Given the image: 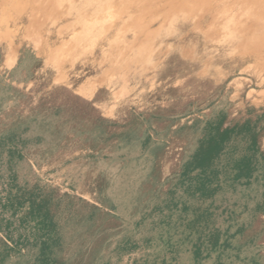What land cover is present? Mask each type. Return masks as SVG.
I'll return each mask as SVG.
<instances>
[{"label":"rangeland","instance_id":"rangeland-1","mask_svg":"<svg viewBox=\"0 0 264 264\" xmlns=\"http://www.w3.org/2000/svg\"><path fill=\"white\" fill-rule=\"evenodd\" d=\"M126 1L0 0V183L10 168L89 215L72 264H100L218 117L256 121L264 150V0ZM247 197L225 190L219 211L236 210L232 231L250 222L234 243L264 264Z\"/></svg>","mask_w":264,"mask_h":264},{"label":"trees","instance_id":"trees-1","mask_svg":"<svg viewBox=\"0 0 264 264\" xmlns=\"http://www.w3.org/2000/svg\"><path fill=\"white\" fill-rule=\"evenodd\" d=\"M255 122L246 118L231 124L218 117L209 123L207 137L183 162L173 185L144 206L130 233L104 243L100 264H174L185 253L193 264H201L213 252L212 264H232L233 258L240 264H262L257 252L243 254L234 243L250 222L232 231L236 210L219 211L224 191L239 186L248 191L249 201L240 206L250 219L264 213V150ZM232 140L236 145L229 144ZM9 170L0 183V264H72L73 250H65L79 238L89 215L71 212L70 203V209H62L53 190L17 183Z\"/></svg>","mask_w":264,"mask_h":264},{"label":"bare ground","instance_id":"bare-ground-1","mask_svg":"<svg viewBox=\"0 0 264 264\" xmlns=\"http://www.w3.org/2000/svg\"><path fill=\"white\" fill-rule=\"evenodd\" d=\"M127 1H128V0H127ZM127 1H126V2H127ZM131 1H132V0H131ZM134 1L136 2V0H134ZM149 1H150V0H149ZM151 1H152V0H151ZM146 2H147V1H146ZM182 2H183V1H182ZM130 3H131V2H130ZM140 3H141V2H140ZM18 4H19V3H18ZM138 4H139V3H138ZM178 4H179V3H178ZM109 5H110V4H109ZM143 5H144V4H143ZM143 5H142V6H143ZM52 6H53V5H52ZM52 6H51V7H52ZM119 6H120V5H119ZM127 6H128V5H127ZM129 6H130V5H129ZM129 6H128V7H129ZM128 7H127V8H128ZM178 7H179V6H178ZM55 8H56V7H55ZM110 8H111V6H110ZM119 9H120V8H119ZM152 9H153V8H152ZM108 10H109V9H108ZM106 11H107V10H106ZM106 11H105V12H106ZM117 11H118V10H117ZM143 12H144V11H143ZM106 13H107V12H106ZM144 13H145V12H144ZM132 14H133V13H132ZM135 14H136V12H135ZM107 15L109 16V14H107ZM155 16H156V15H155ZM110 17H111V16H110ZM97 18H98V17H97ZM107 18H108V17H107ZM139 18H140V17H139ZM105 19H106V18H105ZM102 20H103V19H102ZM129 20H130V19H129ZM129 20H128V21H129ZM134 20H135V19H134ZM137 21H138V20H137ZM101 23H102V22H101ZM122 23H124V22H122ZM170 23H171V22H170ZM132 24H133V23H132ZM134 25H135V24H134ZM128 26H129V25H128ZM127 28H128V27H127ZM157 28H158V27H157ZM137 35H138V34H137ZM117 36H118V35H117ZM144 38H145V37H144ZM132 41H133V40H132ZM147 44H148V43H147ZM128 45H129V44H128ZM135 48H136V47H135ZM135 50H137V49H135ZM130 52H131V51H130ZM135 52H136V51H135ZM136 55H137V54H136Z\"/></svg>","mask_w":264,"mask_h":264},{"label":"crops","instance_id":"crops-1","mask_svg":"<svg viewBox=\"0 0 264 264\" xmlns=\"http://www.w3.org/2000/svg\"><path fill=\"white\" fill-rule=\"evenodd\" d=\"M4 62H6V64H7V60H4ZM13 65V64H12Z\"/></svg>","mask_w":264,"mask_h":264}]
</instances>
